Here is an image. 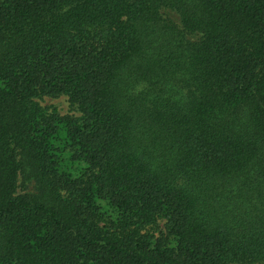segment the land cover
I'll use <instances>...</instances> for the list:
<instances>
[{"label":"trees","instance_id":"trees-1","mask_svg":"<svg viewBox=\"0 0 264 264\" xmlns=\"http://www.w3.org/2000/svg\"><path fill=\"white\" fill-rule=\"evenodd\" d=\"M0 264H264V0H0Z\"/></svg>","mask_w":264,"mask_h":264},{"label":"rangeland","instance_id":"rangeland-1","mask_svg":"<svg viewBox=\"0 0 264 264\" xmlns=\"http://www.w3.org/2000/svg\"><path fill=\"white\" fill-rule=\"evenodd\" d=\"M40 104L48 109H55L61 114H73L75 113L74 106L69 102L66 96L50 97L45 96L41 98Z\"/></svg>","mask_w":264,"mask_h":264}]
</instances>
